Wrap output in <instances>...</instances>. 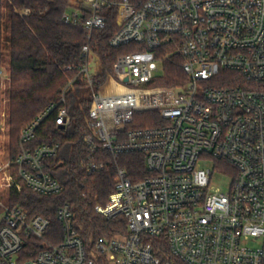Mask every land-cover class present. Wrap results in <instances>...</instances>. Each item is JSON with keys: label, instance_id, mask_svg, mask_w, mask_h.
I'll list each match as a JSON object with an SVG mask.
<instances>
[{"label": "built area", "instance_id": "obj_1", "mask_svg": "<svg viewBox=\"0 0 264 264\" xmlns=\"http://www.w3.org/2000/svg\"><path fill=\"white\" fill-rule=\"evenodd\" d=\"M107 6L118 7L123 19L111 46L135 42L143 49L119 55L101 82L100 59L91 72L93 52L85 46L86 62L60 101L20 131V152L0 163V264H264V0H83L63 20L91 35L105 27ZM16 12L27 16L31 9ZM167 43L183 58L188 81L151 85L165 74L155 50ZM222 71L239 73L242 84H214ZM79 75L92 99L83 131L86 174L105 169L98 160L103 150L145 154L151 175L134 181L118 168L108 201L94 207L107 219L124 217L125 233L87 242L65 202L57 212L61 239L54 242L46 237L50 218L12 204L10 191L24 184L42 195L64 190L48 165L61 143H31L54 113L58 126L70 124L65 94ZM0 79L10 80L4 67ZM148 112L157 113L154 125L130 127ZM219 161L233 170L217 169ZM215 172L232 178L228 191L211 186Z\"/></svg>", "mask_w": 264, "mask_h": 264}, {"label": "trees", "instance_id": "obj_2", "mask_svg": "<svg viewBox=\"0 0 264 264\" xmlns=\"http://www.w3.org/2000/svg\"><path fill=\"white\" fill-rule=\"evenodd\" d=\"M83 0H10V11L4 10V0H0V68L10 72L7 87L9 96L8 115L10 133L13 137L11 157L15 158L21 150L20 131L52 103H58L64 88L77 75L78 67L86 59L83 48L89 46L101 62V82L113 72L119 55L136 52L143 45L130 43L119 48L112 47L110 40L123 23L116 6L105 7L102 11L106 25L95 29L91 35L84 26H76L63 20L65 12ZM136 4L147 0H131ZM28 7L31 13L21 16L16 9ZM89 13L84 12L86 19ZM175 45L167 43L155 50L157 57L163 59L165 74L151 85L176 86L186 83L188 76L181 64L183 58L175 52ZM74 66V70H68ZM237 72L222 71L221 77L213 81L216 85L230 86L242 84ZM264 88V83L260 85ZM88 85L83 75H79L71 89L65 94L70 124L58 126L55 113L42 123L32 146L43 143L60 142L58 155L48 161L52 174L64 184V190L56 195H42L33 192L24 184L21 192L10 191L12 204H17L31 214H42L51 220L47 239L58 242L61 227L57 212L61 205L69 202L76 214V226L87 242L98 236H111L127 231L124 217L107 219L98 214L94 207L105 204L114 191L118 168H125L134 180L151 175L146 165V156L131 152L114 157L110 152L100 150L98 160L106 163L103 171L87 175L82 164L87 150L83 131L88 129L89 110L92 99L87 98ZM2 115V90L0 79V121ZM157 113H140L136 122L145 117L141 124L130 127L154 125ZM217 169L230 172L233 167L225 161L215 164ZM50 232L53 233L50 235ZM55 234V236H54ZM55 238V239H54ZM31 246L25 248V258L29 257Z\"/></svg>", "mask_w": 264, "mask_h": 264}, {"label": "rangeland", "instance_id": "obj_3", "mask_svg": "<svg viewBox=\"0 0 264 264\" xmlns=\"http://www.w3.org/2000/svg\"><path fill=\"white\" fill-rule=\"evenodd\" d=\"M19 9V8H18ZM4 10L7 13L10 11V0H4ZM98 61L99 58L96 54H91L90 67L91 72H95L98 70ZM10 80H5L4 84L1 82V90H2V115L0 121V163L10 160L11 157V145L13 144V137L10 133V125H9V115H8V105H9V96L7 87ZM87 98H91L90 92L88 91L86 94ZM208 165H212L209 163ZM232 183V178L223 172H215L211 186L213 188H219L222 191H228Z\"/></svg>", "mask_w": 264, "mask_h": 264}]
</instances>
